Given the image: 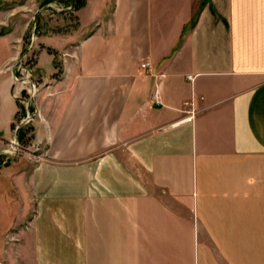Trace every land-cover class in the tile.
<instances>
[{
	"label": "crops",
	"instance_id": "0c3cea01",
	"mask_svg": "<svg viewBox=\"0 0 264 264\" xmlns=\"http://www.w3.org/2000/svg\"><path fill=\"white\" fill-rule=\"evenodd\" d=\"M79 12L37 56L38 152L0 164V264H264V0ZM12 39L0 35V139L26 113ZM48 47L64 52L58 79Z\"/></svg>",
	"mask_w": 264,
	"mask_h": 264
},
{
	"label": "rangeland",
	"instance_id": "374dc122",
	"mask_svg": "<svg viewBox=\"0 0 264 264\" xmlns=\"http://www.w3.org/2000/svg\"><path fill=\"white\" fill-rule=\"evenodd\" d=\"M86 3L87 0H0V35H12L13 43L16 42L13 47L16 49L18 48L16 45L21 46L20 55L10 63V67L16 71V62L20 60L24 66L30 69L32 80L36 83L43 81L37 66L39 51L45 47V43L59 48L61 46L59 34L79 29L82 24L79 11ZM4 50L5 47L0 43V52ZM63 53H54V64L57 69L54 75L55 79L60 78L63 73ZM41 62H43L44 71L48 75L53 72L52 63L46 52L42 54ZM23 84L26 88L29 86L28 83ZM26 88L23 92H25V97H28ZM28 101L32 114L33 104L30 102V98ZM23 108L21 104V109ZM17 119L20 120V118ZM33 122L31 120L22 126L27 131V137L33 134ZM0 150H17L11 153L4 152L0 155V164L6 157L14 161L32 156L35 151L38 152L32 142L25 144L16 140L14 133L8 139H0ZM4 224V218L0 219V225L4 226Z\"/></svg>",
	"mask_w": 264,
	"mask_h": 264
},
{
	"label": "built area",
	"instance_id": "2783aa9c",
	"mask_svg": "<svg viewBox=\"0 0 264 264\" xmlns=\"http://www.w3.org/2000/svg\"><path fill=\"white\" fill-rule=\"evenodd\" d=\"M142 65L144 67L151 68V63L149 61L143 63ZM14 79L16 82H23V83L29 84V86L27 88L24 87V89L25 88L27 89L28 93L26 96H28V97H25V95H21V97H20L21 103L24 105V109L26 110V113H25L24 117L22 118L20 124H18L16 126L15 137L17 140V134H18L19 127L22 124L28 123L31 120H33V115H32L33 113L31 114V111L29 110L30 103L28 100H29V98L31 99L32 97L35 96L36 91H37V86H36V82L34 80H32L33 78H32V73H31L30 69L27 68L26 66H24L23 62H21L20 60L16 62V72L14 75ZM14 141H12V143H14ZM13 148H14V146H13ZM15 151H17V150H4V151L0 150V155H2L4 152L11 153V152H15ZM6 158H8V157H6Z\"/></svg>",
	"mask_w": 264,
	"mask_h": 264
},
{
	"label": "trees",
	"instance_id": "16d2710c",
	"mask_svg": "<svg viewBox=\"0 0 264 264\" xmlns=\"http://www.w3.org/2000/svg\"><path fill=\"white\" fill-rule=\"evenodd\" d=\"M195 23H196V19H195V20H192L191 23H190L189 25H186V26L184 27V29H183V34H184V32H185L188 28L193 27V26L195 25ZM48 51H49V53H52V54H54V53L57 52L55 49H53V48H51V47H48ZM18 135H19V139H20L22 142H24L25 144L28 143L29 140L33 137V134H32L31 136L27 137V131H26L24 128H21V129L19 130V134H18Z\"/></svg>",
	"mask_w": 264,
	"mask_h": 264
}]
</instances>
